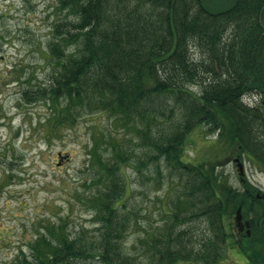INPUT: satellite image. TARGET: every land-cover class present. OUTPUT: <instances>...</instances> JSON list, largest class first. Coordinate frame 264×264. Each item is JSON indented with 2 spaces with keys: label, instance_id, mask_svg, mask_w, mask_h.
Here are the masks:
<instances>
[{
  "label": "trees",
  "instance_id": "16d2710c",
  "mask_svg": "<svg viewBox=\"0 0 264 264\" xmlns=\"http://www.w3.org/2000/svg\"><path fill=\"white\" fill-rule=\"evenodd\" d=\"M263 6L264 0H235L220 10L201 0H57L46 80L27 79L21 97L45 106L47 138L81 118L94 120L87 176L76 191L94 228L73 235L62 219L45 223L12 264L225 263L234 247V207L259 187L243 177L234 193L217 170L221 161H186L185 144L190 132L207 126L217 144L244 153L264 173V115L242 99L256 93L264 102ZM128 170L155 190L171 184L158 219H148L130 247L126 239L141 213L129 203Z\"/></svg>",
  "mask_w": 264,
  "mask_h": 264
},
{
  "label": "rangeland",
  "instance_id": "374dc122",
  "mask_svg": "<svg viewBox=\"0 0 264 264\" xmlns=\"http://www.w3.org/2000/svg\"><path fill=\"white\" fill-rule=\"evenodd\" d=\"M203 1L211 10L234 3ZM56 3L57 0H0V182L4 184L0 190V264H12L21 249L28 253L30 241L45 223L62 219L73 235L79 231L91 234L94 228L92 215L76 192L82 190L87 176L86 151L94 120L81 118L74 129L47 138L42 125L45 106L41 102L27 104L21 97L27 79L32 84L46 80L49 66L45 47L56 18ZM192 54L198 55L197 50L192 49ZM249 96H255L254 104L259 102L256 93ZM99 119L109 123L106 117ZM206 128L190 132L184 159L193 163L221 161L217 170L230 184L239 187L238 172L230 161L234 148L228 152L229 148L217 144L216 134ZM59 152L68 154V159L58 163ZM244 167V177L264 189V173L246 156ZM128 171L129 203L141 213V224L126 239V246L130 247L149 227L147 220L154 223L158 219L160 204L168 201L165 195L171 184L165 180L155 190L146 184L144 176ZM171 182L172 186L177 184ZM157 197L162 200L157 201ZM226 255L228 264H247L245 257L238 260Z\"/></svg>",
  "mask_w": 264,
  "mask_h": 264
},
{
  "label": "flooded vegetation",
  "instance_id": "af4514ba",
  "mask_svg": "<svg viewBox=\"0 0 264 264\" xmlns=\"http://www.w3.org/2000/svg\"><path fill=\"white\" fill-rule=\"evenodd\" d=\"M260 21L264 28V10L260 17ZM251 110L253 114L264 115V102L254 104ZM244 157V153L238 154V152L235 151L234 156L230 159L231 162H234V169H236L237 172L239 162L242 164L243 171L245 170ZM66 159L68 158L62 159L59 163ZM242 178L243 177L238 174L239 187H234V193H236L239 188L242 189ZM238 210L239 219L236 218V215L238 216ZM231 227L234 235V247L228 248L230 257L243 260L242 246L245 245L248 253L246 257L247 264H261L262 261L264 262V189L259 188L255 192L254 198L246 199L244 204L234 207ZM228 263L230 262H225L224 264ZM232 264H234V262Z\"/></svg>",
  "mask_w": 264,
  "mask_h": 264
},
{
  "label": "water",
  "instance_id": "95a60500",
  "mask_svg": "<svg viewBox=\"0 0 264 264\" xmlns=\"http://www.w3.org/2000/svg\"><path fill=\"white\" fill-rule=\"evenodd\" d=\"M202 1V3L206 6V7H208L205 3H204V1L203 0H201ZM235 1V0H234ZM209 8V7H208ZM263 10H264V7L262 8V10H261V13H260V17H261V15H262V13H263ZM58 156H59V159L61 160V159H63V158H65V157H67V155L66 154H62L61 152H59L58 153ZM238 170H239V174L240 175H243V168H242V164H241V162H239L238 163ZM238 216L236 215V218L237 219H239V210H238Z\"/></svg>",
  "mask_w": 264,
  "mask_h": 264
}]
</instances>
